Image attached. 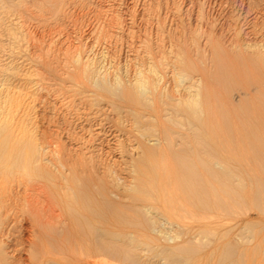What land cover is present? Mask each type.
<instances>
[{
	"label": "bare ground",
	"instance_id": "1",
	"mask_svg": "<svg viewBox=\"0 0 264 264\" xmlns=\"http://www.w3.org/2000/svg\"><path fill=\"white\" fill-rule=\"evenodd\" d=\"M4 25L13 39L15 27L5 21ZM178 54V64L190 63ZM234 55L253 70L244 73L241 83L222 71L223 82L231 83L235 95H223L215 106L214 96L201 94L190 73L186 94H167V101H161L164 114L152 108L151 76L139 74L128 94H111L117 99L110 103L117 117L109 122V142L104 144L100 137L103 128L95 130L98 151L87 157L75 152L68 176L60 169L59 154L49 155L31 123L34 94L14 91L9 83L0 87V182L25 186L11 205L5 193L8 184H0V218L10 207L15 220L28 224L27 236L15 244L17 248L4 242L6 231L0 225V264H264V226H255L260 220L215 227L200 222L171 235L162 223L165 213L177 219L179 213L196 212L206 220L246 208L264 216V43L244 45ZM215 57L220 58L219 52ZM1 66L3 82L15 78L25 85L33 83L12 64ZM115 85L123 87L121 81ZM177 138L183 146L176 149ZM161 142H166L168 163L159 159ZM24 243L25 259L18 248Z\"/></svg>",
	"mask_w": 264,
	"mask_h": 264
},
{
	"label": "rangeland",
	"instance_id": "2",
	"mask_svg": "<svg viewBox=\"0 0 264 264\" xmlns=\"http://www.w3.org/2000/svg\"><path fill=\"white\" fill-rule=\"evenodd\" d=\"M0 3L4 5L0 6L3 8L0 10V67L10 63L15 72L30 75L33 82L30 86L15 78L3 82L4 78L0 76V87L9 83L14 91L34 94V107L29 112L31 123L49 155L59 154L60 169L67 176L66 169L77 159L75 152L87 157L99 149H95L98 142L93 133L100 128H103L100 137L105 138L103 141L107 145L112 132L109 122L117 117L110 106L111 101L117 99L111 94H128L139 74L153 78V88L148 93L153 94V110L164 112L165 105L161 101H167V94L180 97L187 93L188 73L201 94L214 96L211 105L215 103L212 105L215 106L225 97L235 95L231 83L223 82L222 71L234 74L235 82L241 83L246 79L244 73L253 70L252 65L239 62L234 51L247 44L261 47L264 43V0H0ZM4 21L15 27L13 39L4 32ZM215 52H219L220 58L215 57ZM178 53L190 63L178 64ZM150 69L153 73L148 74ZM116 81H121V90L117 89ZM142 113L147 114L148 110ZM175 141L174 148L183 146L178 138ZM158 146L163 153L160 161L170 162L171 157L164 154L166 142ZM3 183L1 180L0 184ZM4 184L8 183L5 181ZM24 187V184L17 187L15 181L5 186L7 203L12 205ZM18 202L19 205L21 202ZM7 208L2 210L0 218V225L6 231L3 240L16 247L17 242H24L25 238L21 237L27 236L28 224L25 220L19 221L20 218L15 220L14 213ZM245 209L220 219L206 216V220L200 219L196 212L179 213L177 219L165 213L162 223L170 231L169 235L200 222L215 227L254 219L260 220L255 222L257 228L264 226L261 225L264 216ZM6 213L7 221L3 217ZM237 238L243 240L242 236ZM24 245L18 246L23 259L28 256L26 248L22 250Z\"/></svg>",
	"mask_w": 264,
	"mask_h": 264
}]
</instances>
